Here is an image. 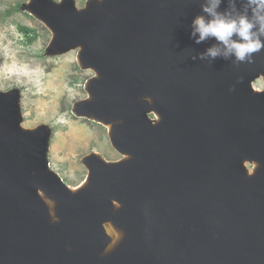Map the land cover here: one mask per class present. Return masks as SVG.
<instances>
[{"label":"water","instance_id":"1","mask_svg":"<svg viewBox=\"0 0 264 264\" xmlns=\"http://www.w3.org/2000/svg\"><path fill=\"white\" fill-rule=\"evenodd\" d=\"M204 2L101 0L77 12L34 0L31 9L58 31L55 44L82 45L103 74L87 85L85 116L95 109L122 121L109 137L137 161L106 168L92 153L82 160L91 188L73 194L46 172L42 131L24 130L14 93L2 95L0 264H264V171L244 167L264 165V92L254 86L264 50L239 65L193 60L217 44L190 38ZM235 7L242 12L244 0ZM157 111L164 121L154 124ZM40 193L53 198L58 222ZM112 199L126 203L117 216ZM113 217L129 236L100 259L101 225Z\"/></svg>","mask_w":264,"mask_h":264},{"label":"rangeland","instance_id":"2","mask_svg":"<svg viewBox=\"0 0 264 264\" xmlns=\"http://www.w3.org/2000/svg\"><path fill=\"white\" fill-rule=\"evenodd\" d=\"M29 1L0 0V98L14 93L20 126L44 134L46 172H57L66 184L77 187L89 173L83 158L96 152L116 161L124 154L113 145L107 126L85 116L94 89L87 85L104 81L103 74L79 64L82 45L55 44L49 27L26 10ZM46 1L81 12L90 1L101 0ZM254 86L264 92L263 75ZM245 162L247 173L253 175L255 160ZM51 210L58 213L54 205Z\"/></svg>","mask_w":264,"mask_h":264},{"label":"clouds","instance_id":"3","mask_svg":"<svg viewBox=\"0 0 264 264\" xmlns=\"http://www.w3.org/2000/svg\"><path fill=\"white\" fill-rule=\"evenodd\" d=\"M221 3L222 0H205L201 4L205 15H197L192 20L190 38L196 44L209 38L217 41L192 59L211 61L222 57L225 60L232 58L234 65L253 63L254 54L264 50V0H244L242 12L236 10V0H229L231 10L223 12L218 11ZM146 99L150 102V98ZM46 203L50 208L54 205L51 200ZM50 215L52 222L59 221L54 212L50 211ZM110 249L111 246L105 251Z\"/></svg>","mask_w":264,"mask_h":264},{"label":"bare ground","instance_id":"4","mask_svg":"<svg viewBox=\"0 0 264 264\" xmlns=\"http://www.w3.org/2000/svg\"><path fill=\"white\" fill-rule=\"evenodd\" d=\"M33 2H34V0H30L29 3H27L28 4V11L30 13H32L35 17H37L38 19L43 21V23L45 25H47V27H49V29L52 31L53 36L55 38L57 33H58L57 29L54 28L53 26H51V23L48 20H46L41 14H39L36 11H34L33 9H31L32 8L31 5L33 4ZM219 9H220V7H219ZM78 62L83 67H90V65L87 64V58L84 57L82 55V53L79 54V56H78ZM88 87H89V84H88ZM93 99H95V98H93ZM150 103L152 105H155L156 101L154 99H151ZM153 113L155 114V112H153ZM155 116H156V119L153 120L154 124L162 123L164 121V116H163V113L161 111L159 113L157 111ZM89 117H91L92 119L98 121L99 123H102L105 126H107L109 136L110 135L114 136L117 133L116 125H118L119 123H122V121L121 122L120 121L114 122V121L105 120L104 117L102 116V114H100L95 109H92L89 112ZM121 151L124 154V157L120 158L116 161H109V160L105 159L102 155H100L99 153H96V152H94V155H96L98 157V162L105 165L106 168H111L115 165H120V164L121 165L122 164H127V165L133 164V163H135V161H137L133 155L128 154L123 150H121ZM82 160L84 161V158ZM83 164L89 170L90 164H88L86 161ZM255 170L257 173L263 172L264 171V165H262L260 163L256 164ZM89 172H90V170H89ZM67 185L73 194H77L81 190L91 188L92 184L90 183L89 173H88L87 179L81 185H79L77 187L76 186H70L69 184H67ZM40 195L42 196V198L44 199L45 202L48 201V199L45 198L43 193H40ZM112 202L114 205V216H117V215H119L120 212H122L125 209L126 203H125V201L118 200V199H112ZM101 227L104 231L105 236L108 239H107V243L104 247V250L101 252L99 257H100V259H106V258L110 257V255H112L117 249H119V247H122V245L125 243L127 237L129 236V230L127 227H125L124 225L119 223L116 220V218H114V217L109 218L108 220H105L104 223L101 225ZM109 246H111V249L108 251H105V249L108 248Z\"/></svg>","mask_w":264,"mask_h":264}]
</instances>
